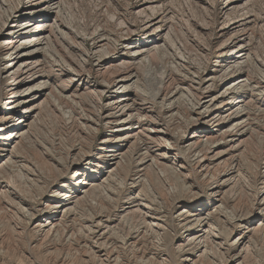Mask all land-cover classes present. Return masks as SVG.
<instances>
[{"label":"rangeland","instance_id":"1","mask_svg":"<svg viewBox=\"0 0 264 264\" xmlns=\"http://www.w3.org/2000/svg\"><path fill=\"white\" fill-rule=\"evenodd\" d=\"M139 3L140 2L137 0H62L60 18L66 24H70L72 28L74 27L79 34H86L89 36L83 43L84 47L88 49L91 47L92 37H96V34L103 29V31L99 33H104L103 35L108 38L106 41L108 43V50L112 52L113 40L116 36L119 34L125 35L121 27V24L124 23H121L120 19H122V22L135 23L138 27L141 26L140 19L134 13V7ZM160 3H162L164 9L169 12V23L173 28L172 36H170L171 46L158 52L156 56L157 64H155V66H146L145 61H138L136 63L131 61L132 65H129L130 68H128L129 66L127 68H132L131 70L135 72L137 76L135 85L140 87L139 90H144L149 94V99L144 97L146 99L145 101L143 97H139L141 100L138 98L139 102L137 103V108L141 113L140 125H142V123L149 124L152 122L153 124H158L160 123L159 120H161L165 122V127L169 130L176 127L174 131L181 132L182 124L179 123V118L181 117L180 111L184 113L183 111L187 110V107L184 101L180 100L176 102L177 112L179 111L178 114H176L174 110L173 114L169 115V112L165 113L169 111L168 109H161L160 101L163 94L167 92L164 80L167 77V79H171V82L173 81V85L169 90L175 88L176 82L180 81L183 84L188 83L189 72L187 69L179 66L175 70L172 68V66L175 67L176 65L175 60L178 52L184 56L186 55L185 61L187 60L186 62L189 68L199 70L202 76H208L210 72H212V69L215 68V65L217 68L219 61L222 62V58L219 57V47L224 43V40L220 39L219 35L230 28V26H228L229 24L224 27L220 26V22L224 16L225 9L223 7L226 5V0H158V4ZM233 4L238 10L233 12L230 16L238 20V17L244 14L247 18L245 19L247 23L244 30L248 36L249 60L241 67V72H236V74H247L251 78L250 87H252V89L248 90L246 94V101L249 100L247 106L249 109H245L249 115L250 130H248V132H250L251 135H245L239 148H231L229 143L225 141L227 139H225L224 143H221L220 148L222 151L220 154L222 155L217 161L210 163L209 174H205L204 171H192L188 167L187 172H184V174L187 175L185 178L178 177L176 174H172L168 171L167 173L165 172L164 176L159 177L155 172H147V176L150 177V183L145 186L140 181H137L138 179L136 177L140 174V171L139 167L135 165L136 161L135 163L128 161L129 164L125 163L123 167L114 172L115 175L112 174L114 177L111 175L110 181L105 182L107 185L103 183L100 187L96 186L90 188L94 183L99 184V177L104 179L106 175L103 174H105V171H108L105 159L99 157L98 154L100 139L105 134V127L102 121L99 124L93 123L96 118L94 115L96 114L95 112L98 111V107L93 108L91 102L92 98L90 94L84 93L85 90L81 91L83 94L77 98V101L81 100V103L75 106H71L68 103L63 104V102H59L56 109L51 108L46 103L41 106L38 122L31 127L32 134L30 137H26L27 139L24 138V141L22 140L21 145H19L17 151H15L18 154L16 155L15 153L16 158L14 161L16 162L13 166H10V169L2 172L1 175L10 179L18 192L36 209L40 206L42 207L45 202L50 200L49 189L52 188V186L60 187L63 185L59 191L69 195L68 199L70 202L67 201L69 206H67L68 212L66 211L59 219V229L60 231L71 234L72 240L69 242L70 244L68 243L66 245L63 243L64 245H61L57 237L53 236L52 242L55 243L58 248L60 247L63 249V254H61V256L66 257L68 262L74 257H81L83 264L90 263V261L87 260L90 253L89 245L94 243L100 244V246L105 250L107 249V251L111 249L116 250V252L120 253L123 264H126V262H129L128 264H139V259L142 258L146 260L154 256L156 259L154 262L148 260L151 264H158L159 262V264H193L194 259L196 260H194V264H218L217 262H219V256L223 253L222 251L226 253L228 245L225 244L222 249H218L217 251L213 246V241L211 242V239L209 238L208 240L207 238V247L210 250L213 248L212 252H215L216 256L211 258L212 261L210 259V261H207L205 258L200 257V261L198 257L199 252L195 250L196 242H191V244L187 243L185 241V235H193V233L198 230L193 223L197 213L203 214V217H207L209 213V221L213 224H218V226L221 224L219 228L228 226L227 219L232 212L233 214L230 215L238 216L240 212L237 214L235 213L240 209L242 213L248 214L244 210L252 199L259 195L264 186V170L262 166H260L264 158V85L263 88H256L257 81L264 76V0H233ZM26 13L27 11H25V13L22 12L18 20L22 21L24 18L23 16H27ZM39 18L40 17H36L35 20ZM47 19L50 20L51 18L49 17ZM13 21L14 19L9 18L6 26L8 27L11 25ZM134 27L135 26L132 28ZM133 44L136 45V47H142L144 42L141 39H137L133 41ZM119 50V52L124 51L122 48H119ZM55 51L58 54L59 51ZM67 51L70 53L69 59L72 67L81 64L82 67H80V70L83 69L82 71L85 74L88 73L89 79H87V83L90 85L99 86L101 89L103 79L109 77L108 75L111 72L110 78H112L111 75L114 74V72H118L116 68H112L107 64L108 66L106 65L104 70L102 69L101 71L102 75L98 74L94 68V60H92V58L89 59L90 61L83 64V61L79 57V52L72 49ZM65 67L66 65L62 64L60 67L55 66L54 69L48 66L47 69L49 72L53 71L52 73L54 74V72H60L62 69L66 70L67 67ZM56 78V84H61L60 86L64 88L67 77ZM134 80L133 78L131 81H126V83H130ZM73 83L76 85L78 80L75 79ZM215 85L217 86L216 88L221 87L220 81L217 80ZM81 86L84 88L83 84ZM158 93H160V95ZM105 94L106 92H104V95ZM180 94L181 91L176 92L174 98L179 97ZM249 95H251V97H249ZM258 97L260 98L259 101L256 100ZM104 102L103 96L100 101L101 106L99 107L102 110H99V113H105ZM152 102H155L156 105L151 104ZM4 104L5 103L0 104V115L2 114L3 108L6 106ZM162 110L163 113L160 112ZM81 114L91 116V123H88L86 127L81 126V124L77 122ZM67 115L76 120L73 123L69 122V126L65 124ZM148 115L151 116L149 117ZM78 127H82V133H76ZM189 132L190 131H187L185 136L189 135ZM113 135L115 134L113 133ZM148 136L149 135L146 133H141L135 143H130V149L127 150V153L130 154L128 151L132 149L133 153H135L143 148L142 145L151 147L158 143L154 138ZM141 138L145 141H139ZM114 139L115 137L111 138L113 142ZM180 146L182 148L179 149V153L185 154L187 157V161H185L188 164L185 163L187 165H189V163L192 164L191 158H189L190 155L186 152L185 146H183L182 143L178 145V147ZM89 160H91V162H88ZM88 163L90 166H87L89 169H87L85 176L78 177L80 180L86 178V183H93L83 187L84 190H87L89 187L87 193L84 194L79 192L80 188L78 189L74 186V179L76 178H72L74 170L71 168V164L75 166L81 164L82 167L80 170L82 171V168H85L83 165H87ZM236 164L239 167V172L235 176L233 184H231V182L227 186L222 185V177L218 179L219 174L222 171L230 170V168ZM26 168L32 171L35 170L39 175L38 178L32 181L37 185L36 187L30 188L27 184L22 182L23 178H27L28 175ZM0 185L3 186L4 183L2 182ZM101 189H105L104 195H101ZM141 190L142 193L139 192ZM136 193L140 199L145 196L143 198L148 199L149 202L151 201L150 209H143L141 214L137 210L135 211L136 208L133 206L138 197L135 196ZM57 196L58 195L54 196L53 193L54 198ZM57 198L63 199V196H58ZM220 201L221 203H219ZM5 205L6 207L3 204L1 207L2 210L0 209V237L3 239V244H0V263H19L14 260V257L10 254V250L6 251V246L16 241L19 249L24 251L25 255L32 256L29 260V264H50L46 261V253L43 251V249L46 248L44 245L48 243V241L44 243L39 241L36 243L35 240L37 236L29 230L35 220L30 223L27 229L23 230L22 228H24L27 223L16 213L11 203L7 202ZM218 205L222 206V211L220 212L217 208ZM182 211L185 213L182 215V218H186L182 219L177 216L178 213ZM151 214L153 215L151 216ZM48 216L49 214L43 213L40 221L46 222ZM150 217H152L151 219L154 221V223H152L154 227L149 230L147 227L149 225L148 218ZM99 220L100 228L98 232H95L93 230L95 229L94 225ZM90 222L93 224H90ZM246 222L252 224L264 222V214L258 211L257 217L254 220H245L242 225L244 224L247 226V224H245ZM91 227H93V229ZM100 232L105 235L103 236ZM99 233L100 235L102 234L101 237H99ZM159 236H162V238ZM251 236L254 239L255 246L248 257L251 262L259 264L261 259L264 261V230L257 234H252ZM58 242L59 244H57ZM29 243H32L31 245L33 247H30ZM178 244L182 246L180 248L181 250H179ZM182 253L185 256H183ZM189 257L191 258L190 261H185L189 259ZM160 259L163 262L160 261ZM24 260L20 262V264H27ZM149 262H147V264H150Z\"/></svg>","mask_w":264,"mask_h":264},{"label":"bare ground","instance_id":"2","mask_svg":"<svg viewBox=\"0 0 264 264\" xmlns=\"http://www.w3.org/2000/svg\"><path fill=\"white\" fill-rule=\"evenodd\" d=\"M61 1L62 0H0V104L5 103L4 105H6L0 115V183H4L3 186H1L2 184L0 185V209L2 210L1 207L3 204L6 207L5 203H11L16 213L27 223L25 227L23 226V230L27 229L30 223L35 220L29 230L37 236L35 240L36 243L39 241L43 243L48 241V243L44 245L46 248L43 249L46 253L45 259L48 263L83 264L81 257H74L68 262L66 257L61 256V254H63V249L60 247L58 248L57 245L52 242L53 236L57 237L61 245H67L72 240L71 234L60 231L59 229V219L67 211V201H69V195L59 191L63 185L60 187L52 186V188H50L51 190L49 189L50 200L45 202L42 207L40 206L36 209L18 192L10 179L1 175L2 172L10 169V166H13L16 162L14 161L16 158L15 151H17L18 146L21 145L22 140L24 141V138L30 137L32 134L31 127L38 122L41 106L46 103L51 108L56 109L59 102L75 106L81 103V100L77 101V98L83 94L81 91L85 90L84 93L90 94L92 98L91 102L93 108L98 107L99 111L102 110L99 107L101 106L100 101L104 96L105 113L95 112L96 114L94 116L96 118L93 123L99 124L102 121L105 127V134L100 139L98 154L99 157L105 159L108 171H105V174H103L106 175L104 179L99 177V184H93L92 182L86 183V178L80 180L78 177L85 176L87 169H89L87 167L89 163L83 165L85 168H82V171L80 170L82 167L81 164L76 166L71 164V168L74 170L72 178H76L74 179V186L82 190H79L80 193L86 194L89 190V187L87 190L83 189L85 185L93 184L90 188H94L96 186L100 187L103 183L106 184L105 182L110 181L111 175H115L114 172L123 167L128 161L133 163L136 161L135 165L139 167L140 171V174L136 177L138 179L137 181H140L145 186L150 183V177L147 176V172H155L159 177L164 176L165 172L167 173L168 171L172 174H176L178 177L185 178L187 175L184 174V172H187L189 168L192 171H204L205 174H207L210 170V163L217 161L222 155L220 154L222 152L220 148L221 143H224L225 139H227L225 141L229 143L231 148H239L245 135H251V133L248 132V130H250L249 115L248 112L245 111V109H249L247 108L249 100L246 101V94L248 90L252 89V87H250L251 78L247 74H236V72H241V67L249 60L248 36L244 30L247 23L245 19L247 18L242 14L238 17V20L233 19L230 15L238 9L234 6L233 0H226V5L223 7L225 9V11L223 10L224 16L220 22V26L224 27L229 24L228 26H230V28L219 35L220 39L224 40V43L219 47V57L222 58V62L219 61L217 65L218 69L215 65V68L212 69V72H210L208 76H202L199 70L190 69L186 62L187 60L185 61L186 55L184 56L179 52L176 54V65L175 67L172 66V68L175 70L179 66L187 69L189 72L188 83L183 84L180 81L176 82L175 88L169 90L173 85V81L171 82V79H167L166 77L164 84L167 92L163 94L160 107L161 109H168L169 111L165 113L169 112V115H172L174 110L176 114H178L179 111L177 112L176 102L180 100L184 101L187 110L184 109V113L180 111L181 117L179 118V123L182 124V131L177 132L174 131L176 127L169 130L165 127V122L161 120H159L160 123L157 121L158 124H153L152 122L149 124L142 123V125H140L141 113L137 108V103L139 102L138 98L145 97L149 99V94L144 90H139L140 87L135 85L137 80L135 72L131 70L132 68L128 69L130 68L129 65H132L131 61H134V63L145 61L146 66H155V64H157L156 56L158 52L171 46L170 36H172L173 28L169 23V12L164 9L163 4H158V0H137L140 3L136 4L134 7V13L140 19L141 26L138 27L135 23L122 22V19H120L121 23H124L121 24V27L125 35H120L118 32L119 35L116 36L115 39L112 36L114 43L111 52L108 50V43L106 42L108 38L103 35L104 33H99L103 31V29H100L101 31L98 32L99 34H96V37H92V44L89 49L84 47L83 43L89 36L86 34H79L74 27L72 28L70 24H66L60 18L62 8ZM25 11H27V16H23L24 18L22 21L18 20L22 12L25 13ZM36 17L40 18L35 20ZM49 17L51 18L50 20L47 19ZM9 18L14 19V21L9 25L10 27H7L6 23ZM133 26L135 27L132 28ZM137 39L143 40L144 44L142 47H136V45L133 44V41ZM119 48L124 49V51L119 52ZM71 49L79 52V57L83 61V64L90 61L89 59L92 58V60H94V68L98 74H101L102 69L104 70L107 64L112 68H116L118 72H114V74L111 75L112 78H110L112 72L108 75L109 77L105 79L102 78L103 84L101 89L99 86L90 85L87 83V79H89L88 73L85 74L82 71L83 69L80 70L82 65L80 64L79 66L72 67L69 59L70 53L67 51ZM55 50L59 51L58 54ZM62 64L66 65V70L60 69V72H54L53 74V71L49 72L47 69L48 66L54 69L55 66L60 67ZM64 76L67 77V80L64 88H62L60 86L61 84H56L55 80L57 79L56 77ZM133 78L135 79L134 81L126 83V81H131ZM75 79L78 80L76 85L73 83ZM217 80L220 81L221 87L216 88L217 86L215 83ZM81 83L84 85V88H82ZM263 85L264 76L257 81L256 88H263ZM178 91H181L180 96L174 98ZM104 92H106L105 95ZM158 94L160 95V93ZM249 97H251V95H249ZM145 98L143 99L144 101L146 100ZM259 99L258 97L256 100L259 101ZM151 104H155V102ZM160 112L163 113V110ZM90 119L91 116L81 114L77 122L80 123L81 126L86 127L88 123H91ZM75 121V119L67 115L65 124L69 126V122L73 123ZM77 131L76 133L78 134L82 133V127H78ZM187 131H190V134L185 136ZM113 133L115 135H113ZM141 133H146L158 143L156 142L157 144L151 147L142 145V149H139L135 153H133V149L129 150L128 152L130 154H128L127 150L130 149V143H135ZM113 137H115L114 142L116 143L111 140ZM154 139L153 142L155 143ZM141 140L144 139L141 138L139 141ZM180 143L185 146L187 151L184 150L190 155L189 158H191L192 164L189 163V165H187V157L185 154L179 153V149L182 148L181 146L178 147ZM16 155L18 154L16 153ZM88 162H91V160ZM260 166H262L264 170V158ZM27 172V178L24 177L22 182L27 184L30 188L36 187L37 185L32 181L38 178L39 175L35 170L32 171L27 169ZM238 172L239 167L236 164L231 167L230 170L222 171L218 179L222 177V185L227 186L231 182V184H233ZM114 175L112 176L114 177ZM139 192L142 193V190ZM53 193L54 196H63V199H58V196L54 198ZM104 194L105 189H101V195ZM135 196H138V194L136 193ZM143 197L140 199L138 196L133 205L136 208L135 211L137 210L140 214L143 209H150L151 206V201L149 202L148 199ZM219 203H221V201ZM217 208L219 212L222 211L221 205H218ZM244 211L248 214L242 213L240 209L235 213L237 214L240 212L238 216L230 215L233 214V212H229V216L227 215L228 224L226 223L228 226H222L221 228H219L221 224L218 226V224H213L209 221V213L207 217H203V214L201 215L200 213L195 215L196 218L193 220V223L198 230L193 233V235H185V241L190 244L191 242H196L195 250L199 252L198 257L200 261V257L210 261L213 256H216V253L212 252L213 248L210 247V250L207 247L208 243L206 239L208 238L209 240L210 238L217 251L218 249H222L225 244L228 245L226 253L222 251L223 253L219 256L218 264H255L251 262L248 257L255 246L254 239L251 235L264 230V222H259L258 224H252L250 222L249 224L246 222L245 224H247V226L244 224L243 226L242 223L245 220H254L257 217L258 211L264 214V186L259 195L252 199ZM43 213L49 214L46 222L40 221ZM184 214L185 213L182 211L179 212L177 216L182 218ZM152 215L153 214H151V216ZM151 218L152 217L148 218L149 225L147 229L149 230L154 227L152 225L154 221ZM90 224L93 223L90 222ZM94 227L95 229H93V227L91 228L95 232H98L100 220L96 222ZM100 233L99 237H101L102 234L103 236L105 235L104 233L100 235ZM160 238H162V236ZM2 240V237H0V244H3ZM59 242L57 244H59ZM31 244L30 247H33ZM181 247V245L178 246L179 250H181ZM9 250L14 260L19 262L15 264H20L24 259L25 263L29 264V260L32 256L25 255L24 251L19 249L16 241L6 246V251ZM89 250L90 253L87 260L90 261V263L88 262V264H123L122 257L116 250L111 249L107 251V249H103L100 244L95 243L89 245ZM154 257L146 260L141 258L138 262H140L139 264H147V262L151 260L154 262V260H156ZM190 259L189 257V259L185 261H190ZM194 260L193 262L195 263L196 260ZM262 260L263 259L259 261V264H264ZM160 261L162 260L160 259ZM134 262L136 263L135 260ZM128 263L126 262V264ZM0 264L6 263L1 262Z\"/></svg>","mask_w":264,"mask_h":264}]
</instances>
